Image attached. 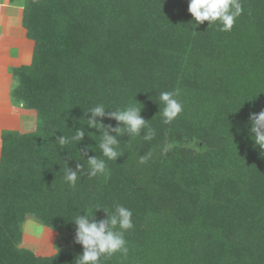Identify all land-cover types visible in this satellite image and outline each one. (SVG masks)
<instances>
[{
    "label": "trees",
    "instance_id": "trees-1",
    "mask_svg": "<svg viewBox=\"0 0 264 264\" xmlns=\"http://www.w3.org/2000/svg\"><path fill=\"white\" fill-rule=\"evenodd\" d=\"M241 3L220 32L192 24L187 0H24L33 56L13 71L11 98L37 122L34 133L1 132L0 264H75L69 219L116 203L133 213L128 253L101 264H264V156L247 128L264 109V0ZM174 89L183 111L166 124L159 94ZM97 103L142 107L155 135L120 137L109 177L83 174L69 188L64 161L86 166L85 146L103 158L99 133L84 125L90 136L76 147L55 140ZM27 219L56 232L53 255L19 246Z\"/></svg>",
    "mask_w": 264,
    "mask_h": 264
},
{
    "label": "clouds",
    "instance_id": "clouds-1",
    "mask_svg": "<svg viewBox=\"0 0 264 264\" xmlns=\"http://www.w3.org/2000/svg\"><path fill=\"white\" fill-rule=\"evenodd\" d=\"M187 5V11L192 17V21H190L192 24L197 26L207 21L208 25L215 24L220 32H230L236 19L243 12L241 0H187ZM179 96V89L163 91L159 94V101L163 105L161 114L164 123L172 122L183 111V103L178 98ZM141 108L132 103L116 108H109L104 103H97L84 112L86 118L82 117V119L85 122L81 125L80 119L78 121L80 127L72 129V135L62 133L55 140L62 149L69 144H74L76 147L85 135L90 136L91 132H88L84 125H87V128L96 129L99 133V142L97 144L95 141V146L99 148L103 158L96 155L88 156L89 146H85L78 152L80 157L86 161V166L80 162L73 170L64 161L65 169L62 179L69 188H75L83 174L107 179L110 175L107 161H116L123 155L120 150V137L125 135L128 137L140 136L142 130H146L143 135L145 141L154 137V130L148 126V121L140 115ZM108 109L114 110L107 111ZM105 118L115 120L116 126L104 124L102 121ZM247 128L249 138L253 141V147L258 148L260 156H264V109L258 113H249ZM237 131L240 129L238 128ZM141 162H143V158H141ZM97 209L105 213L104 219L97 220L95 218L93 211ZM132 215L129 208L119 203L114 204L111 213L96 204L91 206L89 212L79 211L73 215L69 221L74 226V243L82 247V252L75 258V264H101L102 257L107 259L117 253L127 256L128 247L124 234L134 227Z\"/></svg>",
    "mask_w": 264,
    "mask_h": 264
},
{
    "label": "rangeland",
    "instance_id": "rangeland-1",
    "mask_svg": "<svg viewBox=\"0 0 264 264\" xmlns=\"http://www.w3.org/2000/svg\"><path fill=\"white\" fill-rule=\"evenodd\" d=\"M24 0H17L16 6L23 9ZM18 11V10H17ZM20 11V10H19ZM3 14V12H1ZM16 22H13L14 30L9 35L3 34V38H16V51L11 56L14 57V63L11 61L6 72L10 74L8 84L0 88V158L2 149L1 132L3 131H20L23 134L34 133L36 130V113L26 107L13 104L11 93L17 84V78L13 71L23 65H29L33 56V41L26 36V30L22 25L23 10L20 13L13 14ZM20 16V21H19ZM6 37V38H5ZM4 63L3 56L0 58V64ZM56 232L44 228L32 219H27L22 225V239L19 246L33 251L37 255L50 256L57 250Z\"/></svg>",
    "mask_w": 264,
    "mask_h": 264
},
{
    "label": "crops",
    "instance_id": "crops-1",
    "mask_svg": "<svg viewBox=\"0 0 264 264\" xmlns=\"http://www.w3.org/2000/svg\"><path fill=\"white\" fill-rule=\"evenodd\" d=\"M15 2H17V0H0V58L3 56L4 60V63L2 62V64H0V88L8 84L7 82L10 79V74H8L6 70L11 61L13 63L15 62L11 54H14L16 51V38L13 36L9 38L5 37L8 41L3 38V34L8 33L9 35L12 31H16L13 25L16 19L13 14L19 13L20 15L22 7L16 6ZM1 12H3V14Z\"/></svg>",
    "mask_w": 264,
    "mask_h": 264
}]
</instances>
